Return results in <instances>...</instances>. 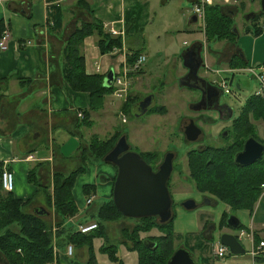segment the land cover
<instances>
[{
    "label": "crops",
    "instance_id": "1",
    "mask_svg": "<svg viewBox=\"0 0 264 264\" xmlns=\"http://www.w3.org/2000/svg\"><path fill=\"white\" fill-rule=\"evenodd\" d=\"M196 1L88 0L90 5L88 10L78 6L77 0H0V36L7 28L12 34L8 48L0 50V163L2 164L0 172L9 169L14 173L15 186L12 193L18 199H31L27 207L29 213L44 208L48 212L45 219L51 223L52 228L57 225L60 219L54 210L47 207L44 192L38 191V188L29 181V171L36 167L38 180L44 185H52L55 171L68 172L79 166L80 147L87 145L92 137L100 136L102 130L96 127L92 131L96 126L94 117L99 116L102 122L104 115L107 118V114L118 113L115 109H118L121 115L127 101V98L118 99L114 95H107L104 107L99 111H91V123H85L84 110L90 107V94L86 91L73 90L64 77L66 63L64 48L76 28L81 22L89 21L92 17L103 24L112 23L118 28L125 26L128 50H138L147 56L145 66L140 71L147 76L155 68L153 62L149 61L153 53L150 36L160 39L162 36L167 37L174 48L177 39L180 40L177 33L194 29L193 24L196 22L192 21L194 14L192 8ZM228 3H230L228 0L224 3L213 0V4H219L227 11H231L234 17L238 12ZM174 14L177 16H173ZM148 28H152L153 32L147 31ZM96 40L95 35L88 36L81 46L86 72L91 75L106 76L111 68L115 70L121 67L127 56L123 53L111 52L102 54ZM198 40L205 43L204 54L207 64L205 72L210 71L215 75L214 80L209 79L211 82L229 78L231 73L235 74L243 70L245 72L246 67L233 68L231 65L234 56L249 61L238 44L236 46L230 41L216 40V44L222 45L214 49V55L210 58L207 52L208 41L200 37ZM182 43L190 46L187 40ZM146 48H149V52ZM158 53L160 52H155ZM176 53L177 51L174 50L173 54ZM209 59L214 65H218L216 70L211 69L212 63L208 61ZM173 67L176 70L173 84L178 86L176 74L181 77L186 72H179L176 62ZM227 73L229 76H226ZM139 74H132L130 80L129 95L136 101L140 97L132 90L135 78L140 84L142 83ZM138 105L137 101L134 106L135 109L137 107V111ZM159 107L166 108L164 105ZM79 111H82L83 117L78 116ZM158 112L153 115L159 117L167 114V112L166 114ZM106 118L104 123L109 122ZM91 163L94 162L87 163L88 173L81 187L78 188V179L84 173L77 177L73 188L80 213L63 222L66 227H73L77 231L79 224L95 221L92 219L84 221L87 213L97 211L113 196L117 167L109 162L99 165ZM86 184L95 185V192L90 196L84 193ZM4 191L0 189V195ZM90 197L93 200L89 204L87 199ZM109 197L110 199L106 200ZM207 199L210 203L211 198ZM101 200V205H95L96 201ZM205 219L207 218L202 217V228L199 233L184 237L176 232L178 239L176 245L177 248L183 246L191 250L195 245L204 244L206 248L204 252L209 250L208 253L206 255L200 253L197 261L196 253L191 251L193 257L196 263L211 258L214 264L213 258H216L212 254L214 243L211 242L209 247L205 244L214 227L203 235L207 224H210L209 219L207 221ZM133 223L129 218L108 223L105 236L94 237L91 244H73L74 253L70 257L65 254L66 247L59 249L61 264H138V252L131 249L130 244L122 236V229L132 227ZM159 234L160 232L154 235ZM109 244L117 247V261L112 260L103 250L104 246ZM243 257L240 254L229 258L234 259V264H244Z\"/></svg>",
    "mask_w": 264,
    "mask_h": 264
},
{
    "label": "trees",
    "instance_id": "2",
    "mask_svg": "<svg viewBox=\"0 0 264 264\" xmlns=\"http://www.w3.org/2000/svg\"><path fill=\"white\" fill-rule=\"evenodd\" d=\"M77 5L85 9L88 8V10L90 7L88 0H77ZM206 13V40H226L237 46L239 33L234 24L232 12L227 11L219 4H213L206 7ZM260 15L249 20L254 23V29L251 30V26L247 28L248 32L253 31L256 36L264 31L254 22ZM91 35L97 37L96 43L102 54L109 53L114 47H121L122 45L121 39L108 34L103 28V23L94 17L89 21L81 22L66 42L64 77L73 90L89 92L91 97L89 109L84 110L86 124L91 123V111L101 110L105 104V97L112 94L114 89L104 86L105 76L91 75L86 72V62L81 46L84 39ZM140 54L141 52L138 50H128L127 63L133 64ZM246 62V60L243 61L234 56L231 65L233 68H242L247 67L248 64L244 65ZM131 100L133 99H130V102H132ZM127 107H129L128 103L123 109L125 110ZM151 112L165 114L167 109L159 107ZM252 120L264 121V99L255 93L245 101L242 113L237 119L236 129L239 132L236 131V133L242 137L238 142L240 148L250 136H254L264 143V139L258 137L256 125ZM121 136L120 131H115L105 139L99 136L92 137L87 145L79 149L80 165L68 172L55 171L52 185H44L38 180L36 167L29 171V181L37 186L38 191L44 192L47 207L54 210L60 219L56 223L58 227L56 244L59 249L68 244H91L94 237L107 234L106 225L108 223L128 218L118 210L112 196L97 211L90 212L91 214L87 213L84 221L92 219L98 223V228L92 232L84 234L63 224L64 220L80 213V208L73 195L77 177L86 172L88 162L104 161L105 156L112 150ZM141 154L153 169H156L162 158L155 151H147L145 154ZM234 154L235 150L230 152L228 148L221 150L212 146L203 151L190 150L187 153L190 179L197 192L204 193L206 196L207 194L213 195L217 200L220 199L235 211L253 210L262 193L264 157L252 165L239 166L234 161ZM257 163L260 164L257 165ZM1 167L2 164L0 163ZM206 170L212 172L208 174L209 171L206 172ZM0 189H3L2 171L0 172ZM94 192L95 185H84L85 195L90 196ZM30 203L31 199H18L12 192H4L0 195V254L6 260L5 263L0 262V264H50L55 259L52 225L45 219L46 214L29 213L27 207ZM174 209L175 201L172 218L166 223L160 222L156 216L129 218L135 224L132 227L122 229V236L130 244V248L138 252V264H167L174 254L177 249L175 245L177 235L174 226L176 217ZM223 213V221L228 220L230 215L226 212ZM240 227L246 229L242 223ZM155 229L160 231L158 236L151 234V231ZM260 240L261 237L257 234V241ZM205 249L204 244L195 245L190 251L202 253ZM103 250L108 253L112 260L117 261V247L115 245L104 246ZM58 261L61 264L60 259ZM261 261L260 259L259 262ZM198 264H212V259L205 258Z\"/></svg>",
    "mask_w": 264,
    "mask_h": 264
},
{
    "label": "rangeland",
    "instance_id": "3",
    "mask_svg": "<svg viewBox=\"0 0 264 264\" xmlns=\"http://www.w3.org/2000/svg\"><path fill=\"white\" fill-rule=\"evenodd\" d=\"M215 2L224 3L226 0H214ZM230 3L229 6H232L236 9V15L234 16V24L238 31V47L241 48L242 52H245L248 62L244 63L249 67L255 66L256 71L259 72L258 66L264 63V31L260 35H255L253 31L248 32L247 28L251 26V30L254 29V23L247 20L245 16L250 12H256L261 9V0H228ZM191 7V6H190ZM173 16H177L174 14ZM251 20V19H250ZM259 27L264 25V14H261L255 21ZM194 29L192 31L184 30V32H179V41L175 42V47L173 48L166 38H154L151 43V51L153 52L149 61L153 62L155 66L153 72L149 73L147 76L144 75V72H140L139 77L142 78V83L140 84L137 81V78L133 82L132 92L137 93L140 98V102L144 97L148 95L154 96V101L152 102L151 109L148 113L142 114L141 116H136L137 107L134 108L136 100L133 98L130 102V95L127 97L126 103L129 107L123 109V113L127 116V121L123 122L121 115L119 114L118 109H115L116 114L111 113L106 115L107 118L103 117V121L99 120V116L94 117L96 126L100 130V136L105 139L109 137L111 132L120 131L122 135H126L127 139L133 150L138 151L139 153H146L147 151H155L161 155L163 158L164 155L169 151L176 152V158L174 159V171L171 175L168 185L172 197L175 201L174 213L176 215L174 220L175 231L177 234L190 235L199 233L202 228V217L209 219L210 224H207L204 234L211 228H213V235L210 234L208 240L205 244L210 246V243H217L221 234L225 232H230L237 234L239 230H232L227 225V220L223 221V212H226L229 215H236L240 218L241 223L246 227V231L250 232L255 236V245L258 243L257 234L260 235L261 239H264V193L262 189L261 196L258 198L257 202L254 205L253 210H238L235 211L231 209L228 205L223 203L220 199L217 200L213 195L197 192L194 186V183L190 179V169L189 163L187 161V153L190 150H193L195 146L199 143L205 145H211L214 148H219L221 150L227 149L231 144L232 140L224 139L219 135V132L222 128H231L230 132L237 131L236 126L233 128L235 121L223 122L218 119V116L215 112H203L201 115H205L207 118L204 119V116H200V113L192 112L189 109L190 104H194L200 101L202 93L199 90L191 89L188 87H181L180 85L176 86L173 80L175 75L174 62L178 65L179 72H186L187 68L183 65L182 55L183 52L189 47L183 45V41L187 40L191 45L193 42L197 41L200 37L203 38V32L200 25L196 22L193 24ZM147 31L153 32L152 28H148ZM127 39V37H126ZM143 45V44H142ZM222 45V44H220ZM216 44L215 40L208 39V56L214 55V49L220 46ZM144 49V48H142ZM149 52V48H146ZM176 50L177 53L173 54V51ZM128 51V48H127ZM155 52H160L155 54ZM204 57L206 58L205 54ZM210 61V59L208 60ZM212 63V61H210ZM149 64V62L147 63ZM211 69L216 70L218 65L211 64ZM145 64L142 66V68ZM247 66V68H248ZM216 67V68H215ZM246 68V69H247ZM201 74L206 77L208 80H214L215 75L210 71L207 73L205 69H202ZM226 76H229L227 73ZM234 76L232 83L229 84L231 89L230 93H224L221 97V104L230 105L236 112V114L242 113V108L245 101L253 95L257 90H259V82L256 79L253 73L248 71L236 72L235 74L231 73L229 78ZM176 79L179 84V77L176 74ZM225 77V76H224ZM240 85L237 87V85ZM113 95V94H111ZM164 105L167 108V114L165 116H154L151 112L153 109L158 108L159 106ZM106 120H109L108 123H104ZM185 118H192L194 121L198 120V124L202 127L203 135L200 140L192 144L187 139L186 135L181 131V121ZM195 118V119H194ZM204 119V120H202ZM212 119L214 122H212ZM202 120V121H201ZM256 125V132L260 139H264V121L263 120H252ZM104 123V124H103ZM216 123V124H215ZM102 124V125H101ZM214 124V125H213ZM86 130L85 127H83ZM110 130V131H109ZM228 130V131H229ZM113 132V133H114ZM99 136V137H100ZM88 137V136H87ZM100 137V138H101ZM161 158V160H162ZM160 160V161H161ZM158 162V166L160 164ZM106 163L104 161H98L91 163L92 165H99ZM260 163H257L259 165ZM113 166L112 164H110ZM115 166V165H114ZM113 166V167H114ZM228 169V168H227ZM88 170V168H87ZM87 170L82 177L78 179V188L81 187L82 183L86 179ZM209 171V172H207ZM210 174L211 170H206ZM33 184V183H32ZM36 188L37 186L33 184ZM262 188V187H261ZM6 192V191H4ZM206 196V197H205ZM207 197L211 198L208 202ZM97 198L99 196L97 195ZM106 198V200H109ZM187 199H193L197 202L198 207L193 210H187L182 206V202ZM101 201H96L97 206L101 205ZM97 209V208H96ZM207 219H205L207 221ZM133 221V220H132ZM134 222V221H133ZM135 222L131 225L133 226ZM251 228V229H250ZM203 230V229H202ZM160 232L158 229L152 230L151 234ZM213 237V238H212ZM178 243V239H175V245ZM246 252L242 254L245 260L244 264H251V256L249 250L251 244L249 239L244 237L242 241ZM177 246V245H176ZM212 246V244H211ZM209 250L206 252L195 251V259L199 261L198 255H206ZM234 256V255H231ZM232 258V257H231ZM225 258V259H216L213 258L214 264H234V259Z\"/></svg>",
    "mask_w": 264,
    "mask_h": 264
},
{
    "label": "water",
    "instance_id": "4",
    "mask_svg": "<svg viewBox=\"0 0 264 264\" xmlns=\"http://www.w3.org/2000/svg\"><path fill=\"white\" fill-rule=\"evenodd\" d=\"M258 13H264V0H261L260 11L250 12L245 18L250 20ZM192 17L193 22L198 21L195 13ZM196 43L200 45L198 49H196ZM204 46L205 43L203 41L197 40L183 52V65L188 71L179 79L181 87L196 89L202 93L199 102L189 105L190 110L197 112L207 110L206 107L201 106L205 98L216 94V101L221 104V97L224 94L222 88L200 75V70L206 67L203 56ZM196 56H199V60H197ZM114 79V68H111L104 78V86L111 87ZM153 100V95L144 97L139 102L136 116L147 113ZM181 131L186 135L188 140L193 141L201 133V129L192 118H185L181 121ZM263 154L264 143L256 137L250 136L245 140L243 149L235 155L234 161L239 166H249L259 161L263 157ZM174 157V152L166 153L163 162L157 170H154L141 153L132 149L126 135H122L118 139L112 150L105 156L104 161L112 163L117 167L113 201L125 217L141 218L156 216L162 223H166L172 218L174 199L168 182L173 173ZM182 206L187 210H193L198 207V204L193 199H187L182 202ZM35 212L40 215L48 213L44 208L36 209ZM227 222L232 229H238L241 226V220L236 215H230ZM219 241L227 246L232 254L240 255L246 252L243 244L233 233L225 232L221 234ZM0 262H6L2 254H0ZM167 264L198 263H196L193 253L182 246L175 250Z\"/></svg>",
    "mask_w": 264,
    "mask_h": 264
},
{
    "label": "built area",
    "instance_id": "5",
    "mask_svg": "<svg viewBox=\"0 0 264 264\" xmlns=\"http://www.w3.org/2000/svg\"><path fill=\"white\" fill-rule=\"evenodd\" d=\"M213 4V0H197L193 5V13L197 15L198 23L200 27L202 28L203 35L205 36L206 32V24H207V16H206V7ZM104 30L112 35L113 37H119L122 41L121 47H114L111 53H123L127 56V47H126V29L125 26L117 27L113 25L112 23H105L103 24ZM264 30V25L261 27ZM11 31L10 29L4 30V32L0 36V50H6L9 46V42L11 40ZM30 42H28L29 44ZM147 56L145 54H140L137 58V60L133 64L127 63V58L124 61L123 65L121 67H117L114 71L115 73V79L113 83V95L115 98L118 99H126L129 95V89L131 84V76L132 74H135L139 72L142 69V66L146 63ZM259 72L256 71L255 66L245 68V72L248 71L250 73H253L256 77V79L259 82V90L255 92L256 95L261 96L264 99V63L260 64L258 66ZM234 77L231 78H223L221 80L215 81V84L218 85L220 88L224 90V93H230L231 89L229 87V84L232 83ZM79 117H83L84 114L82 111L78 112ZM121 116L123 119V122L127 121V116L121 112ZM15 186V176L14 173L9 170L5 169L2 172V187L6 192H12L14 191ZM264 193V183L261 185ZM262 193V194H263ZM93 200L92 197L87 199V203H91ZM98 228V223L96 221H91L88 223H82L78 225V231L86 234L90 233L93 230ZM58 227L55 225L52 228L53 234H54V254L55 259L50 264H59L58 260L60 257V250L57 246V238H56V231ZM244 237L249 239L251 248L249 250V254L252 258L251 264H264V239L262 238L256 245H255V236H253L252 233L247 232L246 229H242L239 232V239L243 241ZM74 253V245L68 244L66 246L65 254L67 256H72ZM213 254L218 259H225L231 255L230 250L227 246L221 244L220 242L216 243L213 246ZM262 260L259 262V260Z\"/></svg>",
    "mask_w": 264,
    "mask_h": 264
},
{
    "label": "flooded vegetation",
    "instance_id": "6",
    "mask_svg": "<svg viewBox=\"0 0 264 264\" xmlns=\"http://www.w3.org/2000/svg\"><path fill=\"white\" fill-rule=\"evenodd\" d=\"M261 9L257 10V11H260ZM262 13H258L257 15H260ZM199 44L196 43V49L199 48ZM203 56H204V51H203ZM197 60H199V56H196ZM205 58V57H204ZM199 64H201L200 61H198ZM207 67L203 68V69H206ZM188 71V70H187ZM201 71L202 69L200 70V75L201 74ZM203 76V75H202ZM216 94H212V96L208 97V98H205L203 104L201 106H204L206 107L207 110H202V111H193L192 112H196V113H200V116H204L203 118L207 120L208 117H206L205 115H201V113L203 112H215L218 116V119L220 121H223V122H228V121H235L236 119L239 118L240 114H236L235 110L230 106V105H225V104H219L217 101H216ZM195 119V118H194ZM202 119V120H204ZM201 120V121H202ZM205 121V120H204ZM196 123V125L201 129L202 127L198 124V120L197 121H194ZM206 122V121H205ZM212 122H214V120L212 119ZM216 124V123H215ZM237 124V121L235 122L233 128L236 126ZM214 125V124H213ZM231 129V128H229ZM228 128H222V130L219 132V135L217 134V136H221L223 137L224 139L227 138V140H232L231 144L228 146V149L229 151L231 152L232 150H235V154L236 155L238 152H240L242 149H243V146H244V142H243V145L242 147L240 148L238 146V142L240 141V139L242 138L241 136L239 137V135L233 131V134L232 132H230ZM229 130V131H228ZM203 135V132H202V129H201V133L199 134L198 138H196V140H189V142H191L192 144H194V142L200 140L201 136ZM211 145H205L203 143H199L197 144V146H195V150H198V151H203L205 150L207 147L209 148ZM169 152H173V151H169ZM168 153V152H167ZM174 154H175V157L174 159L176 158V152L174 151ZM166 155V154H165ZM164 155V157H165ZM164 157L162 158V160L160 161V164L163 162L164 160ZM234 160H235V156H234ZM187 161H188V156H187ZM173 163H174V160H173ZM159 164V165H160ZM158 165L156 166V169L154 170H157L158 169ZM175 167V166H174ZM173 172L174 171V168H173ZM173 174V173H172ZM206 197V196H205ZM209 198V197H207ZM206 198V199H207ZM233 230V229H232ZM236 230V229H234ZM213 235V234H212Z\"/></svg>",
    "mask_w": 264,
    "mask_h": 264
}]
</instances>
